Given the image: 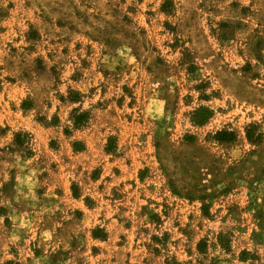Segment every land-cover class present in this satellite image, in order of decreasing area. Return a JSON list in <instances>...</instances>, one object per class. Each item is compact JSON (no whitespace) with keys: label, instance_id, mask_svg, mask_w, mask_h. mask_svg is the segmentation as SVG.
Segmentation results:
<instances>
[{"label":"rangeland","instance_id":"1","mask_svg":"<svg viewBox=\"0 0 264 264\" xmlns=\"http://www.w3.org/2000/svg\"><path fill=\"white\" fill-rule=\"evenodd\" d=\"M0 264H264V0H0Z\"/></svg>","mask_w":264,"mask_h":264},{"label":"trees","instance_id":"2","mask_svg":"<svg viewBox=\"0 0 264 264\" xmlns=\"http://www.w3.org/2000/svg\"><path fill=\"white\" fill-rule=\"evenodd\" d=\"M166 10V9H163ZM81 97V94L75 91H71V95L69 96V100L71 102H78L79 98ZM31 107V103H23L22 108L23 109H29ZM212 116V110L205 106H200L196 110H194L191 114V121L194 124L197 125H203L210 117ZM90 118V113L88 111H80L79 109H73L72 117H71V123L75 128L82 127ZM246 137L247 139L251 140L253 139V128L249 127L246 129ZM213 138L217 141L221 142H229L234 139V133L227 130H220L217 131ZM14 141L16 144H20V136L18 133L14 134ZM115 139L112 136H109L107 139V143L105 146V151L107 153L112 152V150L115 148ZM73 150L80 151L84 147L80 144V146H77L76 142H73ZM76 185L72 184L71 190L73 197H77V191H76ZM92 236L94 238H103L105 237V232L101 230L100 228L96 227L92 231ZM197 248L199 252H203V243L200 241L197 244Z\"/></svg>","mask_w":264,"mask_h":264}]
</instances>
